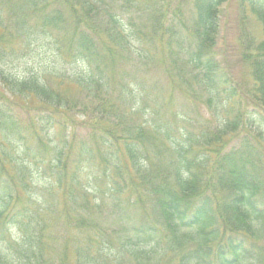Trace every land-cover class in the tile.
<instances>
[{"label": "trees", "instance_id": "16d2710c", "mask_svg": "<svg viewBox=\"0 0 264 264\" xmlns=\"http://www.w3.org/2000/svg\"><path fill=\"white\" fill-rule=\"evenodd\" d=\"M228 1L0 0V83L12 96L0 92V223L22 232L0 264H264V0H238L262 24L260 38L240 33L247 86L215 51ZM15 37L85 74L47 53L32 62L8 45ZM159 65L171 90L150 104L130 69ZM177 91L213 118L175 106ZM35 171L50 173V208L78 232L58 262L43 207L26 206Z\"/></svg>", "mask_w": 264, "mask_h": 264}, {"label": "rangeland", "instance_id": "374dc122", "mask_svg": "<svg viewBox=\"0 0 264 264\" xmlns=\"http://www.w3.org/2000/svg\"><path fill=\"white\" fill-rule=\"evenodd\" d=\"M194 0H191V3L189 4L188 8L193 7ZM220 16H219V23H220V37L218 39L217 45H216V53L219 54V59L226 64V67L229 68L230 72H233L236 79H238L239 82H244V86H247L251 83V76L250 71L247 68V66H244V62L241 56V42H240V33L244 30L248 31L250 34L260 38L262 35V24L258 18V16L255 14V11H252L249 5L246 7L241 6L238 0H229L227 3L223 4L220 7ZM244 12L248 13L246 18L244 19ZM149 33V29L147 30ZM1 32V29H0ZM147 41V40H146ZM157 41V39H156ZM9 46L15 47V50L19 55L21 53H34V60L33 57L30 58L32 62L37 61L35 59V53H47L45 55V58H47V61H51L54 67L58 70H63L68 73H76L80 72L85 74V67L82 63L76 62V63H65V62H58L53 59V53L49 50H42L39 51L35 47V45L30 46L29 48L26 46V41H23V39L19 37H15L8 39ZM136 39L132 40L133 45L139 44V42ZM147 45V48H152L155 45L154 40H148L145 42ZM142 46V45H141ZM141 48V47H140ZM174 48H177V45H174ZM177 50V49H176ZM179 51V50H177ZM155 53H174L173 50H167L166 52L155 50ZM183 53V52H178ZM255 53V52H253ZM25 61V59H15V63L17 65H20L21 62L19 61ZM55 61V63H54ZM130 74L132 77L136 80L133 75L136 77H139L143 80L145 85L150 89L151 91V99L149 102L150 104L153 103V100L156 98V95L168 93V91L171 90V86H169L166 73L163 71V67L161 65L159 66H153V68H132L130 69ZM136 87L137 86H133ZM0 92H4L6 95L11 96L10 92L0 83ZM186 99L185 96L180 94L178 91L175 94V97L173 98L172 103L175 104V106H186V109L190 111L192 115L196 117V119H200L201 121L206 120L208 117H212V113L210 110H208L204 105L199 103L200 101H192L189 103V101ZM176 108V107H175ZM172 107L163 108V115L169 116ZM27 111V110H26ZM27 112H25L26 114ZM28 115V114H27ZM146 115V114H145ZM79 120H84V116L78 115ZM137 118V116H136ZM142 119V118H140ZM79 133L81 134V137H84L87 135V131L83 127H78ZM35 168V167H34ZM33 180L35 182V186H33L34 191L31 192V196L33 197L32 200L29 201V203L26 204L30 211L34 212L37 206L43 207V211L45 212L46 218L48 223L51 225L48 229V236L52 239H50L51 243V251H49V254H53L52 258H54L57 262L60 258L59 251L64 250L66 242L68 241V236L75 235L78 232H70L67 230L65 223L62 219V217H59L56 213L51 210L50 207H54L53 205V198L56 194V192H53V183H52V177L50 176V173L46 174H37L35 171ZM91 184L93 185L96 180L91 179ZM216 185L219 187H223L222 184L218 181L216 182ZM52 188L53 190H50ZM225 192V189L221 192ZM29 197V196H28ZM99 198V196H98ZM25 200L19 201V203H24ZM17 207H21V204H19ZM97 216L101 217L105 221L112 222L114 220L113 217H103L102 213H97ZM21 221H17L16 219H4L1 221L0 225V253L3 256H7L6 253L9 251V243H15L14 238L20 237L21 229H20ZM75 233V234H74ZM123 236V233H119V235H113V238L120 242L121 237ZM82 239L84 240V235L82 234ZM69 242V241H68ZM261 244L264 245V239L261 241ZM68 249L71 253L73 252V246L68 244ZM117 248H115V251ZM120 252H118L119 254ZM70 256V255H69ZM71 257V256H70ZM156 257V256H155ZM154 257V258H155ZM177 258H174L172 260L169 259L168 256L163 257L162 259H158V264H175ZM156 262V263H157ZM74 264V260L71 257L70 263Z\"/></svg>", "mask_w": 264, "mask_h": 264}]
</instances>
